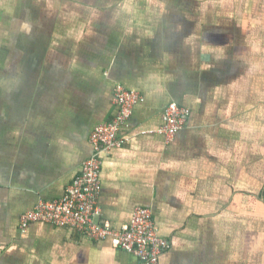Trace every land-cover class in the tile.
<instances>
[{"label": "crops", "instance_id": "0c3cea01", "mask_svg": "<svg viewBox=\"0 0 264 264\" xmlns=\"http://www.w3.org/2000/svg\"><path fill=\"white\" fill-rule=\"evenodd\" d=\"M100 219L152 209L160 264H264V0H0V264H143L69 226L22 215L60 199L118 112ZM190 109L173 139L171 103Z\"/></svg>", "mask_w": 264, "mask_h": 264}, {"label": "built area", "instance_id": "2783aa9c", "mask_svg": "<svg viewBox=\"0 0 264 264\" xmlns=\"http://www.w3.org/2000/svg\"><path fill=\"white\" fill-rule=\"evenodd\" d=\"M115 100L118 112L110 121L98 125L93 131V151L84 162L81 173L69 185L63 197L41 200L33 209L25 212L21 217L20 228L25 232L31 223L37 221L69 226L92 239L109 238L114 247L133 253L143 264H160V257L170 248V243L158 232L152 209L137 207L130 223L120 229L100 219L98 198L103 155L124 143L120 132L142 97L137 91L119 84L115 88ZM189 115L188 107L176 102L169 103L164 109L165 123L160 132L167 140L173 139L183 129Z\"/></svg>", "mask_w": 264, "mask_h": 264}]
</instances>
